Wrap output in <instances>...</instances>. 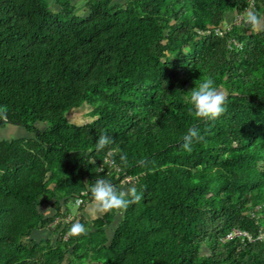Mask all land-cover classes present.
<instances>
[{
    "label": "trees",
    "instance_id": "16d2710c",
    "mask_svg": "<svg viewBox=\"0 0 264 264\" xmlns=\"http://www.w3.org/2000/svg\"><path fill=\"white\" fill-rule=\"evenodd\" d=\"M55 1L0 0V126L32 132L0 137V264H264V28L222 25L250 0ZM206 75L227 98L214 120L186 101ZM83 102L93 118L68 119ZM191 127L203 139L189 153ZM102 133L141 201L59 220L54 242L29 236L69 199L92 200L95 180L120 189L97 168ZM75 222L88 234L65 235ZM233 227L253 238L225 237Z\"/></svg>",
    "mask_w": 264,
    "mask_h": 264
},
{
    "label": "clouds",
    "instance_id": "9594fccd",
    "mask_svg": "<svg viewBox=\"0 0 264 264\" xmlns=\"http://www.w3.org/2000/svg\"><path fill=\"white\" fill-rule=\"evenodd\" d=\"M244 23L249 25L253 31L259 30L264 24V15L259 14L254 8L246 10L243 16ZM186 101L191 105L190 113L197 119L214 120L219 118L226 111L227 98L215 80L211 76H204L195 87L187 92ZM5 109L0 108V112ZM199 130L196 127L189 128L187 134L183 137L182 148L186 152L192 151L194 140H202ZM115 143L114 139L106 133H102L96 140L95 147L97 151H103L109 148L108 155H112L115 149L109 146ZM122 163H127V155L121 154ZM111 166L116 167L115 160L111 161ZM90 193L96 206L105 211L126 210L130 205L137 204L142 199V193H139L135 186L118 189L111 181L106 179H97L90 186ZM89 229L82 223L75 222L68 230L70 237H79L87 235Z\"/></svg>",
    "mask_w": 264,
    "mask_h": 264
},
{
    "label": "rangeland",
    "instance_id": "374dc122",
    "mask_svg": "<svg viewBox=\"0 0 264 264\" xmlns=\"http://www.w3.org/2000/svg\"><path fill=\"white\" fill-rule=\"evenodd\" d=\"M51 1V5L53 7H58L59 3L55 0H50ZM77 3V7L80 11H84V7H83V2L81 0H74ZM252 0H250V3L248 4V7L246 10H249L251 8H254L252 2ZM263 8L260 9V14L264 15V4L262 6ZM245 10V11H246ZM244 11V13H245ZM244 13H236V11H230L227 16L224 18V20L222 21V25L227 26L228 24H230L233 21H237V22H241L243 21V16ZM262 28H264V24L261 25ZM221 90L224 92V88H221ZM90 105L86 102H83L81 105L72 108L70 110L67 111L66 115L68 117V119H70L71 121L74 122H84L87 120H90L91 118H93V115L91 113V109H90ZM40 125H43V123H39ZM28 134H32V132L30 130H27L25 128V126L20 125V124H14L11 122L6 123L3 126H0V137L1 136H21V135H28ZM106 158L108 155V153L106 152L105 154ZM104 166L110 168L111 171H115V168L111 166V164L107 163L106 159L104 160ZM116 183H118L119 188H129L134 186L133 185V176L131 178L129 177H125L124 179H122L120 182L117 181ZM53 199L51 198L50 200H46L45 202H43L42 204L39 205L41 211L43 212V214L45 216H49L52 213H55V205L53 203ZM84 200H82L80 203L77 200H71L69 199L66 203V209L64 207V205H61V214L62 216H65L67 214H74V218H77V215H82L84 216L88 221H91V219L96 216L101 214L104 210L99 209L96 204L95 201L89 200L87 202H85ZM77 216V217H76ZM117 215L114 217V220H112V222L106 224V231L107 234L109 236H111L112 232H113V228L117 223ZM70 220V219H69ZM67 221V220H65ZM57 231L58 230H54V226H52V224H48L46 221L43 223H40L37 227H35L31 233L29 234V236H32L36 239H40V238H48L50 239L52 242H54V240L56 239L57 236ZM250 233V232H249ZM251 234V233H250ZM258 236L264 237V229H261V231L259 232ZM249 238H253V236L249 237ZM201 251L202 252H206L208 251V246L203 243L202 247H201ZM64 261H60L58 262V264H63ZM31 264H48L45 263L43 260H37L32 262Z\"/></svg>",
    "mask_w": 264,
    "mask_h": 264
},
{
    "label": "built area",
    "instance_id": "2783aa9c",
    "mask_svg": "<svg viewBox=\"0 0 264 264\" xmlns=\"http://www.w3.org/2000/svg\"><path fill=\"white\" fill-rule=\"evenodd\" d=\"M252 2V1H251ZM107 153H109V151H107ZM106 154V153H105ZM105 154L103 155V159L100 161V163L98 164L97 168L98 170L100 171H104L105 174L107 175H113L114 177L117 178V180L120 182L122 179H124L125 177H129L131 178L132 175H127V174H124V175H120L121 174V167L120 165L115 161L116 163V167L115 168V171H111L110 168L104 166V160L106 159L107 163L111 164V161L114 160L113 157L110 155V156H105ZM113 184L115 185V183L113 182ZM79 203L83 200L82 199V196H78L75 198ZM74 216V214H67L65 216H62V215H57V217L54 218V220L52 219L50 224H52V226H54L57 221L59 220H69V219H72ZM242 235L244 237H247L249 239V237H251V234L250 233H247V231H245L244 229L242 228H239V227H233L232 229H230L228 232H226L225 234V237H231L233 235ZM65 235H67V233H65Z\"/></svg>",
    "mask_w": 264,
    "mask_h": 264
}]
</instances>
